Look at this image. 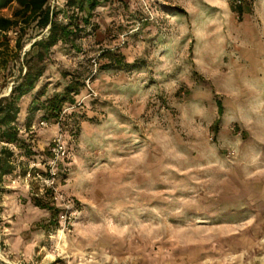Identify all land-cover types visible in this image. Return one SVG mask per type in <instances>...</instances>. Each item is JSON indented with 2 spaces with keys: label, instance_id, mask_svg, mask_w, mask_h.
Masks as SVG:
<instances>
[{
  "label": "rangeland",
  "instance_id": "obj_1",
  "mask_svg": "<svg viewBox=\"0 0 264 264\" xmlns=\"http://www.w3.org/2000/svg\"><path fill=\"white\" fill-rule=\"evenodd\" d=\"M43 34L28 29L19 51L9 34L0 95ZM42 64L19 125L42 170L62 133L63 199L20 169L5 177L0 264H264V0H103L75 47L59 43ZM72 77L82 86L59 117L29 119L39 90L44 101ZM34 198L55 205L56 228Z\"/></svg>",
  "mask_w": 264,
  "mask_h": 264
},
{
  "label": "trees",
  "instance_id": "obj_2",
  "mask_svg": "<svg viewBox=\"0 0 264 264\" xmlns=\"http://www.w3.org/2000/svg\"><path fill=\"white\" fill-rule=\"evenodd\" d=\"M51 0H0V10L12 5L13 2L18 4L14 10L12 17H6L0 14V57L8 51L9 47V34L15 32L16 48L22 49V39L28 29L33 28L38 33H44L42 38L35 40L31 44L32 51L35 52V63L30 65L26 72L21 75V81L14 84L8 95L0 96V143L4 145L0 147V201L2 193L7 192L3 186L6 176L14 174L20 169V175L26 176L30 170H39L40 168H31L30 161L36 162L37 152L34 150L33 140L29 136L25 137L21 134L19 125V114L21 111L20 100L22 97L27 96L37 86L39 80L44 75L46 64L44 60L50 51L59 43L71 44L73 47L76 45V40L83 37L88 32L90 24V17L92 13L100 6L103 0H66L65 6L67 9L72 10V15L63 17L66 21L59 16V12L52 7ZM88 12L86 17H79L77 12ZM240 13V10H236ZM5 51V52H3ZM19 52H17L16 57ZM7 63V62H5ZM118 65L124 68H134L136 64L129 62H122ZM82 84L79 80L72 77V80L65 86L63 93H57L53 96L40 101V96L45 94L44 90H39L33 99V103L29 107L30 118L41 108L48 110L53 116L59 117L63 110L61 106L66 101H74L73 95L80 92ZM219 114L223 113V105L219 103ZM216 130L218 124L215 125ZM13 144L18 149L16 152L13 148L6 146ZM50 155V153H49ZM20 156L22 160H17ZM25 159V161H23ZM46 163V160L39 161ZM40 171H43L40 169ZM48 192V190L46 191ZM34 204L42 209L51 212L50 225L55 228L58 226V213L55 205L39 198H34ZM50 225L44 226L49 230Z\"/></svg>",
  "mask_w": 264,
  "mask_h": 264
},
{
  "label": "built area",
  "instance_id": "obj_3",
  "mask_svg": "<svg viewBox=\"0 0 264 264\" xmlns=\"http://www.w3.org/2000/svg\"><path fill=\"white\" fill-rule=\"evenodd\" d=\"M88 85L90 89L93 90V88L90 86V83ZM11 89L12 88H10V91ZM40 124L43 126H46L47 122L44 120H41ZM49 152H50V159L48 163L45 164L46 165L45 169L43 171H40V169L33 170V171L30 170L27 172L25 179L36 180L39 183L41 190L51 191L53 198L55 200H60V199H63V195L61 194L60 189H59V182L61 178L60 173L62 171L59 168V165H60L61 160L64 159V156L66 153V143L60 131L53 139L50 145V148H49ZM39 163L41 164V162ZM30 167L39 168L38 163H35V162L31 164ZM61 217L65 218L66 215L62 214Z\"/></svg>",
  "mask_w": 264,
  "mask_h": 264
},
{
  "label": "crops",
  "instance_id": "obj_4",
  "mask_svg": "<svg viewBox=\"0 0 264 264\" xmlns=\"http://www.w3.org/2000/svg\"><path fill=\"white\" fill-rule=\"evenodd\" d=\"M12 5H13V6H12ZM12 5H10V6L6 7V8L1 9V10H0V14H1V15H4V16H6V17H12L14 10L18 7V4H17L16 2H13ZM11 6H12V7H11ZM6 11H7V12H6ZM12 32H13V31H12ZM10 33H11V32H10ZM16 177H17L16 172H15L14 174L8 175V178H9L10 180H16ZM15 185H16L15 183L12 184V187H14ZM9 191H10V190H9ZM30 245H31V244H29L28 247H26V246L24 245L23 248H22V247H19V246H15V248H14V249H15V252L22 251L23 249L30 250V249H31V248H30Z\"/></svg>",
  "mask_w": 264,
  "mask_h": 264
}]
</instances>
